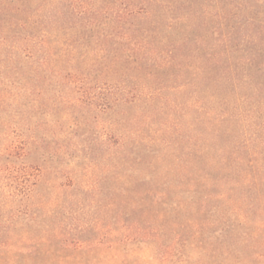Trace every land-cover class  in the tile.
I'll use <instances>...</instances> for the list:
<instances>
[{"label":"rangeland","instance_id":"1","mask_svg":"<svg viewBox=\"0 0 264 264\" xmlns=\"http://www.w3.org/2000/svg\"><path fill=\"white\" fill-rule=\"evenodd\" d=\"M0 264H264V0H0Z\"/></svg>","mask_w":264,"mask_h":264}]
</instances>
